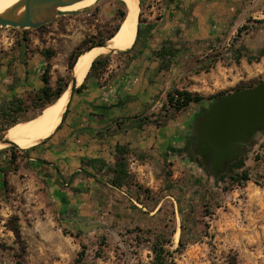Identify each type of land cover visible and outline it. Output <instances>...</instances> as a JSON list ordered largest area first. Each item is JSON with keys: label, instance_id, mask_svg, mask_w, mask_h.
<instances>
[{"label": "rangeland", "instance_id": "obj_1", "mask_svg": "<svg viewBox=\"0 0 264 264\" xmlns=\"http://www.w3.org/2000/svg\"><path fill=\"white\" fill-rule=\"evenodd\" d=\"M109 1L99 0L74 15L57 17L42 31L21 33V29L0 28V52L8 39L15 45L24 41L37 51L53 50L50 84L55 88L57 78H71V71L67 70L70 52L85 37L97 42L112 31L114 7L106 4ZM141 2L135 50L145 46L144 30L150 32L151 24L161 19L158 10L150 9L155 0ZM102 4L106 7L94 12ZM86 10L91 14L86 16ZM208 16L210 13L202 14L204 21L197 23L200 28L196 30L207 37L215 31L210 30L211 18L205 20ZM148 20L152 22L149 25ZM244 25L248 29H262L259 38H264V25L252 19H247ZM232 31V34L228 30L215 31L218 34L212 40L208 38L196 45H175L176 52L168 64L169 69L178 67L177 79H181L173 90L193 86L213 92L216 97L264 82V60L252 64L232 61V51L243 43L242 36L246 33L230 47L236 36V30ZM185 52H191L187 59L182 55ZM117 56L113 54L111 60L116 61ZM189 71L201 75L188 79ZM167 96L164 104L149 115L154 117L152 123L192 110L187 107L175 114L167 106ZM211 101L192 105L195 109L200 105L206 109ZM32 114L33 110H29L18 117ZM4 124L0 118V138L4 136L1 131ZM253 139L255 144L245 150L243 171L250 178L246 182L227 179L215 183L210 172L207 176L203 167L185 154L175 152L152 167L132 165L126 154L129 174L124 188L126 196L115 199L107 194L100 205L65 207L57 203L58 196L50 190L49 175L30 161V150L16 153V160L12 161L11 154L3 152L9 146L3 147L0 168L7 173L5 177L0 174V264H73L83 248L81 264H149L153 260L151 248L155 238L174 252V264H264V132H257ZM14 221L20 226L19 240L11 230Z\"/></svg>", "mask_w": 264, "mask_h": 264}, {"label": "crops", "instance_id": "obj_2", "mask_svg": "<svg viewBox=\"0 0 264 264\" xmlns=\"http://www.w3.org/2000/svg\"><path fill=\"white\" fill-rule=\"evenodd\" d=\"M155 1L150 9L158 10L161 19L153 24L150 20L146 23L151 24V30H144L142 41L148 47L135 50L128 56H117L116 61H110L106 73L90 75L84 89L73 95L62 125L45 142L30 149V161L49 175L47 183L62 207L100 205L107 194L115 199L122 198L126 196L125 185L114 188L110 184L111 170L116 162L127 154L132 165L152 167L184 146L192 122L201 114L202 105L196 109L190 105L188 108L192 110L186 109L164 122L157 121L160 125L152 123L154 117L149 115L164 104L167 94L177 88L181 79H177L178 67L159 71L158 61L152 54L154 49L166 42L196 45L208 38L212 40L217 36L215 31L228 30L232 34V30L237 31L247 19L252 22L264 20V0ZM143 2L148 3V0ZM105 7L100 6L97 12ZM205 12L211 15L205 19L207 22L211 20L210 30L215 29L208 37L196 31L200 28L198 22L204 21L202 14ZM20 31L23 33L24 30ZM261 31L248 29L242 36L243 44L252 51L259 49L264 42V38H259ZM33 48L24 41L12 44L11 39L3 44L0 52V109L15 99L30 96L43 86L41 76L47 61L40 53L41 48L39 51ZM185 53L182 55L187 59L191 52ZM49 64L51 74V60ZM200 75L191 74L188 79ZM192 87L185 89L205 98L212 96L213 92Z\"/></svg>", "mask_w": 264, "mask_h": 264}, {"label": "trees", "instance_id": "obj_3", "mask_svg": "<svg viewBox=\"0 0 264 264\" xmlns=\"http://www.w3.org/2000/svg\"><path fill=\"white\" fill-rule=\"evenodd\" d=\"M141 3H142L141 0H139V9H141ZM106 4L110 7L111 6L114 7L113 21L115 22V26L113 27L112 31L107 36L102 37L97 42H93L90 40V38L85 37L80 42V44L77 47H75V49L72 50L70 54L68 55L67 57V70L68 71H71L76 59L79 56L83 55L85 52L90 50V48L92 47L105 46L106 42L109 39H111L113 36H115V34L117 33L125 17V12H126L125 7L126 6L120 0H110ZM106 4H102V5H106ZM99 8H94L93 9L94 12H97ZM89 11L90 10L85 11L86 16L91 14ZM255 22L258 24L264 25V20L255 21ZM140 25H141V14H139V17H138L136 37H135L132 47L123 52H116L117 55L128 56L130 53L135 51L137 41H138V36H139ZM44 28H45V25L39 27L36 30L42 31ZM247 30L248 28L245 25L238 28L236 31V36L234 37L230 47H233V43L237 41V38H240L243 32L247 33ZM24 31H28V30H24ZM174 47H175L174 44L170 42H166L162 46H160V48L153 50L152 54L154 58L157 59L158 61L159 71H162V70L167 71L169 69V64H168L169 59L173 58L176 52ZM145 48H147L146 44L144 46V49ZM40 53L47 61L45 71L41 76V82L43 83V86L40 89H38L35 93L31 94L30 96H27L25 98L15 99L13 102H10V104H7L4 108L0 109V118L3 121H5L3 130H1L3 132V135H5V132L8 127L14 124H17L19 122H25V121L35 118V116L39 114V112H41L44 108L53 104L62 95L68 83L70 82L71 78H68V79L57 78L56 83H55V88H53L50 84L51 75L49 73L51 70V65L49 64V61L51 60V58L54 57V51L50 49H45V50H41ZM112 55L113 53L99 56L92 62L84 81L81 83L79 87L74 89L73 95L80 93L84 89V83L90 75L100 76L101 74L106 73L109 67ZM263 58H264V42L262 46L255 51L248 49L247 47H245L243 43L239 46V48L232 51V61L235 64H239L241 60H245L247 64L259 63L260 60ZM204 71L207 72L208 71L207 68ZM72 97H71V100H72ZM213 98L214 96H209L205 98L197 93H192L185 89L184 90H173L167 96V106L171 108L175 114H179L181 111H183L184 109H186L192 104H199L201 102H206V101L209 102ZM71 100L69 101L67 105V109L65 113L63 114V121L67 113L69 112V105H70ZM29 110H33V114L31 116H26V117H21V118L18 117L19 114L26 113ZM154 123L156 125H160L158 122H154ZM259 132L263 133L264 130H261ZM254 144H255L254 139H251L250 141H247L246 143H244L238 158L235 161L230 162L225 165L224 170L220 172L218 176L215 178V183L225 182V180L227 179H230L232 182H235V183H240V181H244V182L248 181L250 178L248 174L245 171H243L244 163H245V150H246V147H251ZM3 152H9L11 154V160L13 161V160H16V153H26L27 151L20 150L15 146H10L9 148L3 150ZM175 152L180 155L185 154V156L189 160L198 162L205 170V173L207 174V176H210L206 162L203 161V159L198 158L195 154L194 145H193L192 126H191L190 135L185 141L184 146L181 149L175 150ZM126 169L127 167H126V162L124 158H121L118 162H116L114 168L111 170L112 179L110 181V184L112 187L120 188L122 185L126 184V181L129 178V174ZM6 173L7 171L3 170V168H0V174L2 175V177H5ZM1 185L4 188L6 185V182L3 180ZM11 230L14 233L15 237L19 240L21 231H20V226L16 221H14L11 224ZM151 252L153 254V260L149 264H174V260H173L174 252L166 249L165 245L159 238L154 239ZM84 255H85V252L83 248V250H81L77 254V258L75 259L73 264H81L84 259Z\"/></svg>", "mask_w": 264, "mask_h": 264}, {"label": "water", "instance_id": "obj_4", "mask_svg": "<svg viewBox=\"0 0 264 264\" xmlns=\"http://www.w3.org/2000/svg\"><path fill=\"white\" fill-rule=\"evenodd\" d=\"M78 1L20 0L10 8L0 12V28L10 27L21 30L38 29L41 26L51 23L57 17L70 16L79 12L61 10ZM125 8V17L117 33L128 20L131 23L134 17V11L128 8V6ZM93 48L95 47L90 48V50ZM78 58L71 69V79L64 91H69L68 103L71 100L74 89L79 87L74 78V68L78 62ZM32 120L34 119L25 121L24 123ZM62 121L63 116L61 123ZM261 130H264V82L258 83L250 88L216 96L206 109H202L201 114L192 122L195 154L207 163L209 172L216 178L224 170L226 164L238 158L244 143L253 139L255 134ZM0 144L9 147L15 146L20 149L15 143L4 138H0ZM20 150L28 151L30 149Z\"/></svg>", "mask_w": 264, "mask_h": 264}, {"label": "bare ground", "instance_id": "obj_5", "mask_svg": "<svg viewBox=\"0 0 264 264\" xmlns=\"http://www.w3.org/2000/svg\"><path fill=\"white\" fill-rule=\"evenodd\" d=\"M19 1L20 0H0V12L10 8ZM98 1L99 0H79L61 10L80 11L93 6ZM120 1L134 11L132 22L130 23V20H128L120 31L106 42L104 47H95L79 56L78 62L74 68V78L76 79L77 85H81L92 62L97 57L113 51L123 52L132 47L138 24V0ZM68 100L69 91H66L53 104L39 112V114L33 118L34 120L28 123L19 122L8 127L3 138L15 143L20 149H31L34 146L42 144L55 133L57 128H59ZM6 146L7 145L0 144V150Z\"/></svg>", "mask_w": 264, "mask_h": 264}]
</instances>
